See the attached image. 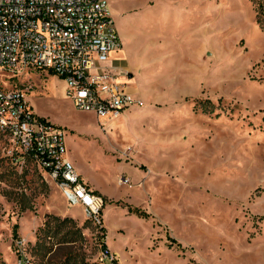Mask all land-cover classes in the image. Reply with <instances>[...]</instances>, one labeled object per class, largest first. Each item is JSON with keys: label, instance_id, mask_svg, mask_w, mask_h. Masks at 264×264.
<instances>
[{"label": "rangeland", "instance_id": "obj_1", "mask_svg": "<svg viewBox=\"0 0 264 264\" xmlns=\"http://www.w3.org/2000/svg\"><path fill=\"white\" fill-rule=\"evenodd\" d=\"M107 1L131 75L117 82L143 107L102 121L55 74L15 79L66 130L103 223L0 136V264H113L104 243L119 264H264V0Z\"/></svg>", "mask_w": 264, "mask_h": 264}, {"label": "built area", "instance_id": "obj_2", "mask_svg": "<svg viewBox=\"0 0 264 264\" xmlns=\"http://www.w3.org/2000/svg\"><path fill=\"white\" fill-rule=\"evenodd\" d=\"M121 49L107 0H0V77L12 82L0 83V136L38 165L70 207L82 206L87 219L100 226L106 202L71 161L66 130L37 116L15 79L32 71L55 74L78 111L102 121L117 119L144 106L117 82L130 76L113 58Z\"/></svg>", "mask_w": 264, "mask_h": 264}, {"label": "trees", "instance_id": "obj_3", "mask_svg": "<svg viewBox=\"0 0 264 264\" xmlns=\"http://www.w3.org/2000/svg\"><path fill=\"white\" fill-rule=\"evenodd\" d=\"M263 8H264V6H263V4H261L259 9L257 10V20H258V22L260 21L261 17L263 16L262 15V12L264 11ZM130 211L132 212V210H130ZM134 213H136L139 217H143V218L147 217V215L139 212L138 210H135ZM102 251L107 256V258H109L111 260V262L113 264H119L118 261L114 257L111 256L110 251L107 248V245L105 243L102 245Z\"/></svg>", "mask_w": 264, "mask_h": 264}, {"label": "crops", "instance_id": "obj_4", "mask_svg": "<svg viewBox=\"0 0 264 264\" xmlns=\"http://www.w3.org/2000/svg\"><path fill=\"white\" fill-rule=\"evenodd\" d=\"M121 52H122V49L120 50ZM117 52V53H115L114 55H113V57H114V59L115 60H117V65L120 67V69L122 70V71H124V72H126V73H128L129 75H130V73H129V68H128V66L126 65V61H125V56L124 55H122L121 54V52ZM125 53H127L126 51H125ZM127 55V54H126ZM130 78H131V75H130ZM131 93L133 94V92L131 91ZM134 95V94H133ZM83 176V175H82ZM85 179V178H84ZM86 180V179H85ZM90 185V184H89ZM93 190H95L96 191V189H94V188H92ZM98 191V190H97Z\"/></svg>", "mask_w": 264, "mask_h": 264}, {"label": "bare ground", "instance_id": "obj_5", "mask_svg": "<svg viewBox=\"0 0 264 264\" xmlns=\"http://www.w3.org/2000/svg\"><path fill=\"white\" fill-rule=\"evenodd\" d=\"M120 118V117H119ZM119 118H117V119H119ZM117 119H113V120H117Z\"/></svg>", "mask_w": 264, "mask_h": 264}]
</instances>
